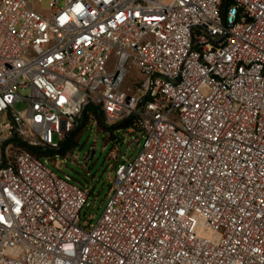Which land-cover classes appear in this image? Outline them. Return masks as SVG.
<instances>
[{
    "label": "built area",
    "instance_id": "obj_1",
    "mask_svg": "<svg viewBox=\"0 0 264 264\" xmlns=\"http://www.w3.org/2000/svg\"><path fill=\"white\" fill-rule=\"evenodd\" d=\"M35 1L0 0V264H264V0ZM87 104L140 134L95 223L7 151L58 150Z\"/></svg>",
    "mask_w": 264,
    "mask_h": 264
},
{
    "label": "rangeland",
    "instance_id": "obj_2",
    "mask_svg": "<svg viewBox=\"0 0 264 264\" xmlns=\"http://www.w3.org/2000/svg\"><path fill=\"white\" fill-rule=\"evenodd\" d=\"M33 10L43 16L48 15L46 0H39L33 3ZM15 112H22L24 104L18 103L13 106ZM140 134H123L122 131H113L112 140H109V133L96 125L87 126L86 130L76 139V146L65 156H55L50 159L43 158L48 168L58 177H68L70 182L84 187L91 192V208L86 213L87 221L95 223L99 218L113 178L114 162L110 159V152L117 148L119 156L126 157L137 154L139 147H136L135 138ZM54 141L56 139L54 138ZM93 155L90 160V151ZM210 237L209 233H203Z\"/></svg>",
    "mask_w": 264,
    "mask_h": 264
},
{
    "label": "trees",
    "instance_id": "obj_3",
    "mask_svg": "<svg viewBox=\"0 0 264 264\" xmlns=\"http://www.w3.org/2000/svg\"><path fill=\"white\" fill-rule=\"evenodd\" d=\"M96 125L102 128L104 132L109 133V140H112L113 131H122L123 134L130 128H133L132 119H122L112 125H106L104 116L95 109L91 104H87L76 121L71 132L59 144V149L56 151L40 150L26 147L18 139H11L8 142V154L12 157L19 150H25L37 157L50 159L55 156L65 157L75 146L77 137L86 130L87 126Z\"/></svg>",
    "mask_w": 264,
    "mask_h": 264
},
{
    "label": "water",
    "instance_id": "obj_4",
    "mask_svg": "<svg viewBox=\"0 0 264 264\" xmlns=\"http://www.w3.org/2000/svg\"><path fill=\"white\" fill-rule=\"evenodd\" d=\"M92 155H93V151L91 150L87 160H90Z\"/></svg>",
    "mask_w": 264,
    "mask_h": 264
}]
</instances>
